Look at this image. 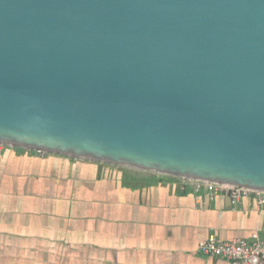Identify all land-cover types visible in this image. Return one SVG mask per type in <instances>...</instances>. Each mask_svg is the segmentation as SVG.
Returning a JSON list of instances; mask_svg holds the SVG:
<instances>
[{
    "label": "water",
    "instance_id": "obj_1",
    "mask_svg": "<svg viewBox=\"0 0 264 264\" xmlns=\"http://www.w3.org/2000/svg\"><path fill=\"white\" fill-rule=\"evenodd\" d=\"M0 144L264 192V0H0Z\"/></svg>",
    "mask_w": 264,
    "mask_h": 264
},
{
    "label": "crops",
    "instance_id": "obj_2",
    "mask_svg": "<svg viewBox=\"0 0 264 264\" xmlns=\"http://www.w3.org/2000/svg\"><path fill=\"white\" fill-rule=\"evenodd\" d=\"M264 239V208L194 194L178 177L0 147V264H228L198 255Z\"/></svg>",
    "mask_w": 264,
    "mask_h": 264
},
{
    "label": "built area",
    "instance_id": "obj_3",
    "mask_svg": "<svg viewBox=\"0 0 264 264\" xmlns=\"http://www.w3.org/2000/svg\"><path fill=\"white\" fill-rule=\"evenodd\" d=\"M3 146L5 145L0 144V147ZM36 153L40 156L47 154ZM179 179L183 182V187L190 188L196 195L206 193L210 199L222 196L227 198L233 206L238 205L244 198H252L258 208H264V192L203 180ZM197 253L203 257L222 259L228 264H264V239L255 238L251 241L234 239L220 242L214 235H210L198 245Z\"/></svg>",
    "mask_w": 264,
    "mask_h": 264
},
{
    "label": "rangeland",
    "instance_id": "obj_4",
    "mask_svg": "<svg viewBox=\"0 0 264 264\" xmlns=\"http://www.w3.org/2000/svg\"><path fill=\"white\" fill-rule=\"evenodd\" d=\"M158 175V174H157ZM160 175V174H159ZM163 176H165V175H163Z\"/></svg>",
    "mask_w": 264,
    "mask_h": 264
}]
</instances>
